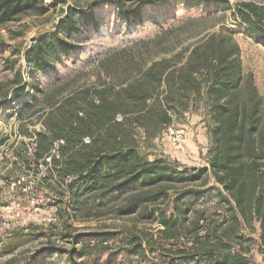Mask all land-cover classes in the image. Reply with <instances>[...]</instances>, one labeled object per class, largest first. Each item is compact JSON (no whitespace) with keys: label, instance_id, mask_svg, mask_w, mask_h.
I'll return each instance as SVG.
<instances>
[{"label":"rangeland","instance_id":"1","mask_svg":"<svg viewBox=\"0 0 264 264\" xmlns=\"http://www.w3.org/2000/svg\"><path fill=\"white\" fill-rule=\"evenodd\" d=\"M117 1L45 0L50 5L47 14L26 15L0 28V264H139L137 257L122 251L127 245L121 242L123 227L135 228L137 233L148 229L157 239L159 225L157 222L146 225L147 217L159 218L160 212L166 211L183 219L187 200L182 197L187 187L199 191L189 216L205 213L218 218L225 211V206L217 204V188L221 186H215L211 177L203 186L206 172L198 180H189L200 170L209 168L217 130L203 83L201 96L185 99L169 112L170 122L160 119L159 105L165 87L148 101L147 110L151 109L148 113L136 112L129 118L118 113L114 121L123 124L117 130L118 138L123 137L124 143L135 148L141 159L159 161L160 171L164 173L188 170L182 176L186 182H174L172 186L163 182L135 184L105 192L101 182L81 183L78 175H70L63 181L58 173L63 166L52 165L53 157L60 159L61 147L66 145L62 137L53 141L51 155L45 163L27 166L21 159L26 155L33 161L37 132L43 129L38 116L34 123L20 119L24 103L33 104L23 111L29 116L40 107L49 109L63 104L62 115L56 120L67 118L82 129L84 145L96 142V146L110 145L114 132L107 131L100 103L113 102L122 88L138 81L140 73L152 63L161 59L174 63L186 58L197 41L210 32L223 29L238 43L242 88L247 92L250 81L262 98L258 130L263 142L260 161L264 177V40L247 32L233 14L238 3L264 6V0H133L130 6L141 8V16L129 20L119 14ZM222 1L228 4H219ZM69 9L91 15L89 24L82 27V34L72 37L77 49L59 57L51 56L55 69L32 75L25 61L26 53L37 37L58 28ZM19 73L27 90L14 99V91L20 86ZM70 130L66 126L64 132L74 141L75 134H69ZM94 151V148H82L77 157L80 160L92 157ZM106 173V170L102 172ZM76 180L78 183L72 188ZM162 186L171 189L166 197L159 194ZM131 197L141 203L137 212L119 217V208ZM32 199L36 200L35 204H31ZM175 202L180 209H172ZM75 208L80 210L76 212ZM240 237L248 264H264L259 225L248 228ZM77 242L81 244L74 247ZM82 243L90 246L87 253L91 254L84 257L74 254L71 258L69 253L79 251ZM103 247L108 249L100 250ZM59 249L66 252H58ZM234 249L239 251L240 247ZM163 254L156 251L159 258L154 261L163 264L168 259ZM180 258L171 255L173 264L183 262ZM204 262L202 258L201 264Z\"/></svg>","mask_w":264,"mask_h":264},{"label":"trees","instance_id":"2","mask_svg":"<svg viewBox=\"0 0 264 264\" xmlns=\"http://www.w3.org/2000/svg\"><path fill=\"white\" fill-rule=\"evenodd\" d=\"M132 2L134 1L116 2L119 14L126 20L141 16V8L134 9V6H130ZM219 4L226 5L228 1ZM49 9L50 5L45 0H0V28L19 21L26 15H45ZM233 14L235 19L246 26L247 32L264 40V6L254 2H241L234 6ZM90 16L81 12L77 14L74 9H69L55 31L37 37L25 56L30 73L33 75L49 68L55 69L51 56L59 57L74 52L78 45L72 37L74 34H82V27L89 24ZM239 58L240 46L221 29L203 36L186 58L174 63L167 59L152 63L140 73L138 81L123 87L122 94L119 93L113 102L104 100L100 103L107 131L114 132L111 144L107 146L103 143L96 146L97 142L94 145H84L82 129L72 121L70 123L67 118L57 121L56 117L62 115L65 105L57 104L49 109L40 107L37 113L29 116L23 111L33 107V104L26 102L20 111V119L34 123L38 116V119H42L43 129L37 132V149L33 161L26 155L21 159L27 166L45 163V159L51 155L53 141L62 137L66 139V145L61 147L60 159L53 157L52 165L54 168L60 164L63 166L58 171L63 181L70 175H78L81 183L101 182L105 192L135 184L147 186L163 182L172 186L174 182H186L187 179L182 176L188 170L164 173L160 171L162 168L159 161L141 159L135 148L124 143L123 137L118 138L117 130H121L123 124L114 121L118 113L128 118L136 112L148 113L151 110H147L148 101L165 87L161 93L163 102L159 105L160 119L164 123L170 122L167 119L169 112L183 104L185 99L201 96L203 83L205 95L211 101L217 130L208 161L209 168L200 170L196 177L189 180H198L206 172L207 178L203 186H206L210 177L215 186H221L222 189L217 188V204L225 206V211L218 218L205 213L189 216V209L199 191L195 187H187L182 197L187 200L185 211L182 212L183 219H178L180 217L175 214L168 215L166 211H161L159 218L147 217L149 220L146 225L154 222L159 225L157 239L148 229H141L137 233L135 228L123 227L121 242L127 245L122 251L137 257L139 264H159L154 261L159 258L155 256L156 251L164 253L163 256L168 258L163 264H173L171 255H179L183 259L180 264H201L202 258L205 259L204 264H248L241 247L240 234L258 224L259 243L264 248V177L260 161L263 142L258 130L262 98L252 82L249 81L247 92L242 88L243 75ZM18 81L20 86L14 91V99L20 98L27 90L20 73ZM77 115L75 112V117ZM66 126L71 129L69 134H75L74 141L64 132ZM82 148H94L92 157L80 160L77 153ZM104 170L106 175L102 174ZM78 181H74L71 187L75 188ZM170 190L169 187L162 186L159 194L166 197ZM77 202L75 198L74 204ZM139 204L138 200L129 198L119 208V217L136 213ZM175 208L180 209L176 202L172 209ZM74 210L77 212L80 209ZM206 225L207 229L204 228ZM77 244L81 242L74 243V247ZM235 246H239L240 250L235 251ZM88 249L90 246L82 243L81 249L71 251L69 256L73 258L74 254H78L84 257L91 254L87 253ZM107 249L108 247H103L100 250ZM51 251L54 252V249ZM58 252L66 251L59 249Z\"/></svg>","mask_w":264,"mask_h":264},{"label":"built area","instance_id":"3","mask_svg":"<svg viewBox=\"0 0 264 264\" xmlns=\"http://www.w3.org/2000/svg\"><path fill=\"white\" fill-rule=\"evenodd\" d=\"M52 159V157H50V158H48V160H51ZM36 203V200L35 199H32L31 200V204H35Z\"/></svg>","mask_w":264,"mask_h":264}]
</instances>
